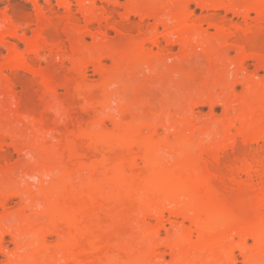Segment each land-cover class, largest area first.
I'll use <instances>...</instances> for the list:
<instances>
[{
	"label": "bare ground",
	"instance_id": "obj_1",
	"mask_svg": "<svg viewBox=\"0 0 264 264\" xmlns=\"http://www.w3.org/2000/svg\"><path fill=\"white\" fill-rule=\"evenodd\" d=\"M59 1V5L66 11L65 19L71 20L70 2ZM99 1H77L85 16L83 17L86 27L92 28L90 25L94 23L99 26V35L92 36L96 42H93V47L84 48V33L73 35L69 29L62 32L68 36L69 45H73L71 49L74 48L68 61L72 65L69 81L73 80L75 83L71 82L70 86L68 76L67 82L65 77L62 81L53 79V82L51 78L44 76L46 79L40 83L43 96L52 97L62 86L63 89L71 91L70 98L74 97L76 101L78 98L82 102L86 100L85 104L82 103L84 106L80 112L92 111L95 114L94 119L69 129L65 137L57 138L52 145H44L43 136L42 139L37 135H33L31 139L29 136L17 138L19 134L12 127L11 130L0 125V138L10 139L13 149L26 157V160L15 167L0 169V208L3 210L0 214V255L6 257L2 264H166L163 249L169 252L170 261L167 264H238L235 251L242 257V264H264V186L262 183L257 187L253 182V177L258 176L261 179L264 175V153L249 151L253 144L264 143L263 84L254 86L249 77L242 81L230 79L231 82L224 85L222 92L225 91V94H222L220 105L225 116L230 110L234 111V116L228 117L229 119L226 117V120L214 119L213 122L204 124L203 128L200 125L203 135L199 137H202V140L199 139L201 142L197 139L200 142L198 146H195L196 140V143L191 140V144L189 135L196 130L193 119L191 120L194 116L193 108L205 101L204 94L197 96V100L194 98V101L190 98L192 104L187 105L186 108H189H185L186 111L183 108L185 112L180 109L182 115L177 117L178 120L168 117L171 116L169 113L167 117L159 114L163 117L159 120H155V116L154 120L144 119L145 117L132 119L136 104L148 105L155 100H151V97L156 95L155 92L160 87L166 88V85L162 84H167L166 73L171 70V66L165 64L161 54L147 50L148 45L161 47L157 35L160 27L166 30L174 24L184 25L181 24L183 28L180 26L181 28L175 29L173 37L170 36L165 42L167 47L178 45L181 48L180 55L172 64L184 66L190 60L209 54L216 46L215 48H220L218 52L224 54L231 49L237 51L236 60L229 61L236 72L242 69L250 58L246 51L251 46H248L246 38L251 32L244 29L243 39L235 36V32L232 33L229 29L227 14L247 20L252 13L258 23L264 22V0H169L171 3L164 0L169 3L168 6L162 3V0L157 3L160 6L154 4L156 0H124V3H121V0H107L106 6L103 4L105 7L102 8L101 15V11L97 13ZM161 4L166 8L170 6L169 10L165 9L166 14L164 5ZM191 6L212 13L195 18ZM118 8L124 10L122 23L113 24L111 20ZM220 11L225 15H218ZM132 18H137L138 22H132ZM46 19L40 18L39 30H34L37 32L33 39L26 43L25 53L33 55L38 61L44 55L42 53L49 51L50 57L46 58L45 64L54 68L51 50L53 46L56 47L57 42L55 43V38H51L50 34L48 37L45 35L46 24L49 23ZM150 19L154 21L152 28H149L148 34L140 36L137 43L133 41L135 43H127V46L115 45L117 43L105 44L108 29H112L121 37L129 32L128 27L124 25L131 24L134 28L142 30L146 20ZM203 24H206L207 28L204 29ZM210 28L215 31L214 47L211 45L212 40L207 39L209 36L207 37L206 30ZM90 30L87 29L89 33ZM8 32L0 35V41L6 35L14 34L15 37V32ZM194 42L200 43L197 46L199 51L194 47ZM216 55L214 53L212 58L210 54V57L205 56L206 59L210 58V70L214 64L226 61ZM263 56L259 55L258 70H264ZM22 57L24 55L20 57L16 51H10L5 64L0 67V74L3 75V69L13 72L22 70L23 63L19 60ZM105 59L113 63L111 69L103 68L102 62ZM229 63L225 62L223 66L226 67ZM91 64L101 77L100 82L95 85L96 90L93 89L94 86L83 84L87 66ZM210 70L207 73L210 74ZM142 71L150 73L148 86L144 84L145 87L142 88L132 87V94L130 89L129 96L126 92L125 97L122 96L119 100L117 98V101L113 99L117 105L110 108L109 102L113 101L112 98L119 97L120 91L124 89V81ZM151 80L154 85L150 83ZM179 80L181 82L180 78H176L173 85L181 84L182 82L178 83ZM58 81H65V84ZM172 82L169 83L170 88ZM182 84L181 88L177 87L181 91L184 87ZM237 84L243 87L244 93L238 99L233 98V109L230 95ZM217 85L216 87H219ZM9 86L7 87L10 90L7 89L12 94V85ZM92 90V95L97 92L96 95L101 93V97L95 94V97H91ZM9 92L5 89L4 94L8 95ZM1 93L0 98L5 97ZM205 97L207 99L208 95ZM180 98L178 97L177 101L173 99L174 103L178 102V109L179 106L182 108L179 102L185 99ZM17 103L15 106L18 108L20 104L17 106ZM168 104L161 106L165 108L167 105L168 109L171 103L169 106ZM172 105L176 107V103ZM17 110L13 112L19 113L22 109ZM22 111L20 112L23 113ZM13 112L10 113L15 115ZM153 114H150L152 118ZM126 115L132 116L128 122H124L126 118L123 119ZM155 115L158 117V113ZM64 119L66 118L62 120ZM106 122L110 123L111 129H106ZM32 125L34 124L30 123L29 127ZM64 125L66 126V123ZM159 129L167 132H164L166 137L165 134L163 136L166 139L157 136ZM231 129L235 130V135L230 137ZM143 130L147 131L146 134L142 133ZM170 135L171 140L168 138ZM153 136L158 139L154 140ZM174 143L179 144L178 149V145ZM170 144L174 148L172 152L167 150L171 149ZM238 147L242 149L238 151ZM229 150L233 155L231 160H227L230 161L226 163V169L211 167L207 162L209 159L205 158L208 156L213 163L220 164ZM20 176L22 179L28 176L26 178L35 180L36 183L28 184L25 179H20ZM241 176L245 179L242 180ZM17 178L22 181H17ZM14 198L19 200L16 208L13 211L6 210ZM165 219L170 224L168 229L164 228ZM178 219H181V222ZM151 221L155 223L152 225ZM182 221L189 226H185ZM162 229H166L167 235L163 241H159ZM51 235L56 237L54 244H48L47 239ZM7 237L15 246V251L11 253H7L3 247Z\"/></svg>",
	"mask_w": 264,
	"mask_h": 264
},
{
	"label": "rangeland",
	"instance_id": "obj_2",
	"mask_svg": "<svg viewBox=\"0 0 264 264\" xmlns=\"http://www.w3.org/2000/svg\"><path fill=\"white\" fill-rule=\"evenodd\" d=\"M68 1L71 4L70 5V7H71L70 13L72 15L71 20L65 19V17H66L65 12L66 11H65L64 7L59 5L60 4L59 0H50V1L48 0L46 2H45V0H0V35L2 33H6L7 31L12 32V33L13 32L16 33L15 37L13 36L14 35L13 34L12 36L6 35V36H3L1 38L2 41H0V67H1V65L5 64V61L7 59L8 54L10 53V51H16L17 55L20 57L24 55V57L19 59L23 63L22 64V66H23L22 70H18L16 72H13V71H9V69H7V70L3 69L2 70L3 75L0 74V87H1L0 90L4 89L3 90L4 92L1 90L2 93L3 94L5 93V89H6L7 93L9 92L8 91V89L10 90V88H8V87H10L9 85H12L11 90L13 91L12 94L10 93L11 91L9 92L8 95H10V96L4 94L5 97L2 96V98L3 97L4 98L3 99L0 98V104H2V105H0V108L2 106H4L0 109V125L1 124L4 125V127L6 129H11L10 127H12L13 130L18 132L17 134L22 135V136L17 135V138L23 139V138H25V136H26V138H27V136H29V138L30 137L32 138L33 135H37V136H40V138L42 139L41 136H43V137H45V139H44L45 141H43V144L44 145H47V144L52 145V144H54V140L57 141V138L61 139V138L65 137L67 135L69 129L76 127L77 125L81 126L83 124H86L85 122H87V121H88L87 123H89V120L91 122V119L92 118L94 119V117H95V114L92 111H89L87 113L80 112V111H82L81 107L84 106V104H85L84 102H86V100L84 102H82V100H80L78 98H77V101L75 100L74 97L70 98L72 96V94H70L71 91L63 89L62 86L57 89L56 94H54L55 96L53 95L52 97L51 96L50 97L43 96V93L41 91L42 86L40 85V83L41 82L43 83L44 79H46V77H44V76H48L49 78H51V80L54 79L55 81H57V80L62 81V79L64 80V77H65V80L67 82V79L69 81V77H70L69 75L72 74L71 73L72 72V70H71L72 65H71V62L69 63L68 58L70 60V57H71L70 55L73 53L72 50H74V48L71 49V46H73V45L72 44L69 45L68 36L66 35L67 36L66 37L65 34H62V32H64L63 31L64 29H69L70 33L73 35H75L77 33L78 34L84 33L85 40L83 42V45H84V48L89 47V49H90V47H93V42H95L93 37L94 36L96 37L99 35L98 34L99 33L98 32L99 26L97 24L95 25V23H94L93 25H90L93 29L86 27V25H85L86 23L84 21L85 16L82 14L81 8L79 7L80 5L77 4L78 0H68ZM36 2H38V3L35 4ZM105 2L107 3L108 1L107 0H100L99 2H97V13H99L101 11V13H99L100 15L103 14L102 8L106 6ZM161 2L162 3L164 2V4H166L167 6L169 4L168 2L171 3V1H169V0H168V2L167 1L165 2L164 0H162ZM121 3H124V0H121ZM157 3H160V0H156L154 3L156 6H160V4L158 5ZM103 4L105 6H103ZM164 4H161V5H164ZM169 7L166 8V6L164 5V9H163V7H162V9L165 12V9L166 10L170 9ZM191 10L194 11V17L195 18H197V17L200 18L201 15L206 16L207 14L212 13L210 11L209 12L200 11L198 8H195V6H191ZM218 13H219L218 15H220V16L225 15L223 11H220ZM123 14H124V10L122 8H118L114 13L113 19L111 20L113 22V24L122 23ZM165 14H166V12H165ZM41 15H43V17H46L48 19L47 20L45 18L47 22L49 21L48 25L46 24L47 29L44 28V29H46L45 35H47V37L51 35L50 36L51 38H53V39L55 38V43L57 42L56 47L53 46L54 48L52 47V50H51L52 51V58L54 59V64L57 65V66L54 65V68L53 67L49 68L47 66V63L45 64V61L47 59H49V57H50V55H48V54H50L49 51H45L44 53H42L44 55L41 54L42 55L41 59L38 58V59H40L38 61H36L37 58H35L33 55H31L29 53L26 54L27 53L26 52V48H27L26 43H28L29 41H31L33 39L34 35L37 32L34 30H36V29L39 30V23L38 22H39L40 18H41V20L42 19L45 20L44 18H42ZM227 19L229 20V24H230L229 29L232 33L235 32L234 33L235 36L237 35L239 38L243 39V37H244L243 32L245 31L244 29H247L251 32L250 34H247V38H246L247 39L246 41L248 42V46L249 47L251 46L250 48L247 49L248 52L246 51V54L249 55L250 58L246 60L243 68L235 72L232 69V66L230 65L231 63H229V61L231 62V61L236 60L237 51L231 49L227 53L224 54L222 52H218V50H220V48H215L216 46L214 47V45H216L215 41H213L215 31L212 28L206 30L208 32V33L206 32L208 34L207 37L209 36V38H207V39H209L210 41L212 40L211 45L214 47L211 51L214 52V50L215 51L217 50L216 52H214L215 55L216 54L219 55L220 58L224 59L223 61H225V59H226L225 62L229 63V65L228 64L226 65V67L228 66L227 67L228 69H226V67L223 66V65H225V62H223L224 64L223 63L222 64H219V63L214 64L213 65L214 68L212 67L211 70L209 69L210 67L208 65H210V61H209L210 58L206 59V57H208L209 54H210L211 58L214 56V53H212L211 51H210L211 53L209 52V54H207L208 56L205 55L206 57L205 56H203V57L199 56L193 60H190L187 64H184V66L181 65V67H180V65L179 66L177 65L178 66L177 67L176 66L177 63H174V64H172V63L175 60V58L180 55L181 48L178 47V45H173V46L167 47L165 42L170 36H171L170 38L173 37L172 36L173 31L175 29H178L180 26L182 27L183 23H180L179 25L174 24V25H172L171 28H168L166 30L160 27L157 31L158 34L157 33L156 34L158 35L161 47L155 48L153 46L148 45L147 50H150V51L152 50L155 54L156 53L161 54L162 59L165 62V64L167 66L168 65L171 66V70L170 71L168 70L169 72L167 71V73H166V74H168V79H166L167 84H166V82H164V84H162L163 86L166 85V88L163 87V89H162L160 87L158 89V91L155 92L156 95L154 94L155 96L153 98L151 97V100L152 99H155V100H152L151 101L152 103L151 102L149 103L150 105L149 104L148 105L139 104L137 106V104H136V106L133 108V115H132L133 117L129 116V115L124 116L123 119L126 118L124 122H126V121L128 122L129 117H130V119L132 117V119L134 118L137 120H139L140 117L142 119L145 117L144 119L154 120L155 119L154 116H155L156 117L155 120H159V119L163 118L162 115H164V117L165 116L167 117L168 113L171 115L168 117H173L176 120H178L177 117H180L182 115V111L185 110L187 105L190 106L192 104V102L196 99L197 96L199 97V96H204V95L207 96L208 95L207 99L204 96L205 101H203V103H201L199 106H196L195 108H193L194 111L192 113V116L193 115L194 116L191 118V120L193 119L192 122L194 123L196 130L193 132V134H191L194 136L189 135V140L190 141L192 140L194 143H196V141H197V143H196L197 145H195V144L194 145L198 146V144L200 145V142L202 140V137L201 138H199V137L203 135L201 128L204 127V124L206 125L207 123H210V121L213 122L214 119H217V120L220 119L221 120L222 118H224V119L226 117L232 118L234 116L233 110H230L227 113L228 115L225 116V112H224L222 106L220 105V99L222 97V94H225V91L222 92L225 84L230 83L231 81H233V79H235L237 81H242L243 79L249 77V79H251L252 85L255 86V84H256V86L257 85L260 86V83H261V84H263V87H264V70H262V69L258 70V67H257L258 61H259V55L260 56L264 55V24H263L264 22L258 23L255 19V16L252 13L250 14V16L247 20L235 18L231 14H227ZM132 22L137 23L138 19L132 18ZM44 23H45V21H44ZM190 23H188V24H190ZM110 24H111V22H110ZM153 24H154L153 20H151V19L146 20V22L144 23V26L142 27V30L134 28L135 26H133L131 24L124 25L126 28L128 27L129 32L127 30V32H128V33H126L127 35L121 36V37L117 36V34H115V32L112 29H108V27H107L109 32L106 36V40L104 38V40H105L104 42H106L105 44H107V45L117 43L115 45L122 44L123 46H124V44L125 45L127 43L130 44L133 41H135L137 43L140 39V36L142 37L143 35H145V33L146 34L149 33V28H152ZM86 28L91 29L90 30L91 32L89 33ZM203 28L204 29L207 28L206 24H203ZM249 31H248V33H249ZM91 33H93V35ZM206 33H205V35H206ZM48 34H50V35H48ZM205 38H206V36H205ZM126 39H128V40H126ZM135 42H133V43H135ZM95 43H94V45H95ZM194 43L195 44L197 43V45L195 46ZM194 43H193L194 47L198 48L197 46L200 43L199 44H198V42H194ZM102 45H104V44H102ZM107 45H104V47H106ZM201 46H202V44H201ZM217 47H219V46H217ZM104 50H106V49H104ZM197 50L199 51V48ZM57 54H58V56H57ZM211 54H213V55H211ZM28 55H30V56H28ZM42 57H43V59H42ZM263 57H262V59H263ZM27 59H28V61H27ZM19 60H18V62H20ZM31 60L32 61L35 60L34 63ZM23 61L26 62L25 63L26 65L24 64ZM30 62L34 66L30 65L31 64ZM27 64L31 67L26 68L25 66H28ZM102 64H103V68H106V69H111V67L113 66V63H111L108 59L107 60L105 59L102 62ZM18 65H20V63ZM215 65H218L220 68L218 66H215ZM220 65H222V66H220ZM172 66H173V68H172ZM229 67H231V69L233 71ZM222 68H223V70H222ZM216 69H217V71H216ZM174 70H175V72H174ZM209 70L212 73V74L210 73L211 75L209 73H207ZM147 72L148 71H142L141 73L139 72V74L136 76H133V78L131 77V79H127L128 81L125 80L124 81L125 83L123 86L124 89L120 91L119 97L118 96L115 97L116 99L112 98V100L114 99L115 101H117V98L119 100V99H121L122 96L125 97L127 95L126 92H128L127 96H129L130 89L132 87H133L132 89H134V88H138V87L142 88V87L148 86L147 83H148V81H150L151 77H150V73L147 74ZM232 72H234V73H232ZM41 73H42V75H41ZM213 73H215L217 75H215ZM218 73L221 75H219ZM166 74H165V78H166ZM224 74H225V76H224ZM226 75H228V76H226ZM67 76H68V78H67ZM5 77L7 78L6 79L7 84H6ZM10 77H11V79H10ZM85 77H86V79L84 80L83 84H85V86L87 85L89 87L94 86L93 89L96 88L95 85H97L101 80V77L95 71V66H93L92 64H91V66H89V65L87 66V71H86ZM170 77H172L171 79L174 78L173 82L170 79ZM176 78H177V80L180 78L182 83H183V80L185 81L184 83H186V84H184V83L182 84L180 82V80H179V82L177 81L178 83H181L182 86L184 85V87H182V91L179 89V88H181V84L177 83L178 85L175 86L176 85V83H175V85H173ZM70 79H71V77H70ZM230 79H232V80L230 81ZM54 80H53V82H55ZM61 81H58V82H60V84H65L64 83L65 81L62 83H61ZM169 81L172 82L171 88L169 86L170 85ZM226 81H227V83H226ZM71 82L73 84L75 83V82H73V80L69 81L70 86H72ZM150 83L152 85H154L152 83V80ZM155 83H157V82H155ZM218 83H220V85H217ZM60 84L58 83V85H60ZM144 84H145V86H144ZM67 85L68 84H66V86ZM172 85L175 86L176 89L173 88ZM216 85L219 87H216ZM178 86H180V87L177 88ZM220 87H222V89H219ZM261 87H262V85H261ZM68 88H69V86H68ZM234 88H235L233 90L234 92H231V95H230V97L232 98L230 101H231V106L233 107V109L235 108L234 104H232V103H234V102H232L233 98L238 99L244 93V89L241 85L237 84L236 87H234ZM132 89H131V94L133 91ZM90 90H91V88H90ZM94 90H96V89H94ZM94 90H92V92L90 93L91 97L92 96L95 97L98 95V94L96 95V93H97L96 91H95L96 93H94L95 96H94V94L92 95ZM1 91H0V93H1ZM2 93H1V95H2ZM41 93H42V95H41ZM69 94H70V96H69ZM182 94H183V96H182ZM202 94H204V95H202ZM90 95L88 98H90ZM100 95H101V93H100ZM100 95H98V96H100ZM42 96H43V98H42ZM87 96H88V94H87ZM178 97L179 98L181 97L180 99L185 98L184 100L179 102L180 105H182L181 106L182 108H180V106H179V109H178V105H177L178 102H176ZM182 97H184V98H182ZM198 97H197V99H198ZM44 98H45V100H44ZM190 98L192 100L194 98L195 99L192 101ZM9 99H11V100H9ZM169 99L172 100V102H170ZM173 99L176 100L175 101L176 107H174V105H172V104H175L173 102ZM114 100L111 101L112 103L109 102L110 108H114L117 105L116 103H114ZM165 100L167 102H165ZM190 100L192 102H190ZM1 101H2V103H1ZM4 102H5V104H4ZM16 103H17V106L20 104L18 106V108L15 106ZM49 103H51V104H49ZM82 103H84V104H82ZM164 103H166V104L169 103L168 106L171 103V105L167 109V105L165 108L163 107V106H165ZM187 103H189V104H187ZM162 104H163V106H161ZM185 104H186V106H185ZM48 105H50V106H48ZM210 105H211V107H210ZM107 106H108V103H107ZM189 106H188V108H189ZM5 108H6V110H5ZM15 108L18 110L22 109L24 112L22 110H19V111L17 110L20 113V115H19V113H16V112L14 113L13 111H16ZM183 108H184V110H183ZM188 108H186V109H188ZM2 110H3V112H2ZM4 110H5V112H4ZM20 111H22L23 113H21ZM107 111L109 112V110H107ZM10 112H13L15 115H13ZM25 112L27 113V115ZM179 112H180V114H179ZM156 113H158V117H157V115H155ZM163 113H165L166 115ZM22 114L24 116V119H23ZM134 114H135V116H134ZM143 114H145V116ZM146 114H148V115H146ZM150 114H153L152 115L153 118L151 117ZM159 114H162V115L159 116ZM172 114H174V116ZM19 116H21V117L19 118ZM136 116H138V118ZM31 117H33V118H31ZM60 117H62V118H60ZM67 117L69 118L70 121L68 120ZM30 118H31V120H30ZM63 118H66V119L62 120ZM32 119H34V120H32ZM57 119H58V121H57ZM63 121L66 123V126L64 125L65 123H62ZM66 121H68V122H66ZM30 123L31 124L33 123L34 125H32V127L31 126L29 127ZM71 124H73V125H71ZM105 124H106V129L108 128L107 130L112 128V126L110 125L109 122H106ZM199 126L201 128H199ZM28 128H30L31 130ZM198 129H200V130H198ZM146 132H147L146 130L142 131L143 134H146ZM164 132H165L164 130L159 129V131H157V134H158L157 136L163 137L164 134L167 133V132H165V133ZM230 133H231V134H229L230 137L235 135V130L231 129ZM166 135L167 134H165V137H166ZM168 135H169V133H168ZM170 136H168V138L171 140L172 136H171V138H170ZM1 138H0V169L6 168V167L10 168V166H11V168L15 167V165L17 166L18 164L22 163L24 161V159L26 160V157H24L25 155H22L21 153L18 154V152H16L13 149V147L11 146L12 144H10V143H12L10 141V139H8V138L7 139H5V138L1 139ZM153 138H154V140L158 139V137L156 138V136H153ZM51 139L53 141H51ZM164 139H166V138H164ZM197 139L198 140L201 139V140H199L200 142ZM19 140H21V139H19ZM194 140H196V141H194ZM192 141H191V144H192ZM44 142H48V143H44ZM165 142H166V140H165ZM171 144L173 145V143H171ZM171 144H170L171 149H169L167 147L168 148L167 150L172 152V150L174 148L171 146ZM174 144H176V143H174ZM162 145H160V146H162ZM177 145H178V147H177V149H178L179 144H176V146ZM237 149H238V151H240L242 148L240 149V147H238ZM167 150L165 152H167ZM249 151H251V152L255 151V153H257V152L264 153V143L258 142L256 145L253 144ZM96 155H95V157H96ZM232 155H233L232 151L228 152L226 155L223 156L224 158L222 157L223 160H222V162H220V164L213 163L214 161H212V159H210V157H208V156L205 158H207V160L209 159L207 162H208V164L209 163L211 164V167L214 166L213 168L216 167V168H219L220 170H222V169H226V163H228L231 160L230 158H232ZM228 159H230V160L227 161ZM212 163H213V165H212ZM140 166H141V164H140ZM31 174H29V175H31ZM26 177H28V176H26ZM26 177L23 178V179H25L26 183H28V184H35L36 183L35 180L29 179ZM19 178L22 179L21 176ZM19 178H17V181L20 180ZM258 178H259L258 176L253 177V182H255L254 185L259 187L260 186L259 184L263 183L262 186H264V175L261 176V179L259 178V180H258ZM241 179L244 180L245 179L244 176H241ZM22 180H20V181H22ZM256 183H258V184H256ZM234 187H236V186H234ZM241 197H243V195ZM244 197H245V195H244ZM18 203H19V200L17 198L12 199L11 202L7 206L8 209H6V210L13 211V209L16 208ZM2 212H3V210L0 208V214ZM166 219L164 221L165 223L164 222L163 223L165 224L164 228L166 227V229H168V228H170V226H169L170 224ZM178 221L181 222V219L180 220L178 219ZM154 223H155L154 221L153 222L151 221L152 225ZM182 223H185L184 224L185 226H189V224L186 222L182 221ZM166 229L160 230L161 232L159 235V241H161V239L163 241L164 240L163 238L166 237V235H167ZM47 240H48V244H52V243L54 244V242L56 241V237L51 235L50 237H48ZM249 244H251L250 241H249ZM3 247L6 248L7 253H11V252L15 251L14 250L15 246L9 237L6 238V241H5ZM162 249H161V251H162ZM163 254L165 256V261L167 264L170 261L169 252L167 251V249H165V250L163 249ZM235 256L238 260V264H242V257H240V255L238 254V251H235ZM4 258H6V257H4L3 255H0V264L5 262L4 260H6V259H4Z\"/></svg>",
	"mask_w": 264,
	"mask_h": 264
}]
</instances>
